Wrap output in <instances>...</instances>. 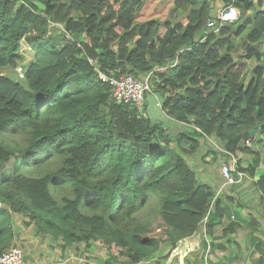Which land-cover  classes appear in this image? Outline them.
<instances>
[{
  "label": "trees",
  "instance_id": "1",
  "mask_svg": "<svg viewBox=\"0 0 264 264\" xmlns=\"http://www.w3.org/2000/svg\"><path fill=\"white\" fill-rule=\"evenodd\" d=\"M232 2L175 0L180 19L139 21L145 0H0V257L19 213L64 246L116 247L121 264H264V0H236L238 18L211 31V9ZM90 58L110 75L152 72L160 106L149 92L115 101ZM21 64V80L4 74ZM208 137L250 156L241 184L259 218L231 220L234 199L190 164L203 140L218 154ZM155 219L171 250L201 234V257L153 258Z\"/></svg>",
  "mask_w": 264,
  "mask_h": 264
},
{
  "label": "rangeland",
  "instance_id": "2",
  "mask_svg": "<svg viewBox=\"0 0 264 264\" xmlns=\"http://www.w3.org/2000/svg\"><path fill=\"white\" fill-rule=\"evenodd\" d=\"M146 2H147V5L143 7L140 14L138 15L139 21H143L145 19L155 18V17H157L161 20H164V19L169 18V17H172L174 19H180L181 17H183L185 15L184 10L180 11V9L174 8L175 2L173 0H149ZM216 5L217 4L215 3L214 6H216ZM219 8H220V6H216V7H213L211 9L212 17H215L217 15V11ZM166 10H168V13H166ZM25 48H28V46H26ZM241 52H242V49H241ZM32 54L25 52V56L27 57V59H30ZM250 62L253 63V61H250ZM4 74L10 75L13 79L21 80L19 78L17 72H16V69L4 70ZM250 75H251V72L249 69H247L245 72V81L246 82H248ZM142 78H144V76H142ZM150 84H151V87L154 88L153 76L151 78ZM2 140H3V136L0 135V141H2ZM251 143L252 144L250 147L253 148L255 145L253 142H251ZM200 149H201L200 152L196 156L189 158L190 164H192V166L194 168H196V170L198 171V174L200 176V179L207 181V182H208V180L212 179L215 182H209V183H211L212 185L217 183L218 188H221L223 186V184L225 183V178L222 176L221 171H220V167L222 165L220 163V160L218 157V155L221 154L220 150L215 148L216 151L218 152V154L211 152L210 151L211 147L209 145H207L204 140H203V144L201 145ZM241 156H243V154ZM215 157H216V159H214ZM249 157L250 156H248V155H244V157H243V161L247 162V164H248L249 160L251 159ZM12 166H13V161L8 164L9 168H11ZM230 190H231V186L225 187L226 192H231ZM232 196L236 197L237 195H236V193L233 192ZM1 204L2 203L0 202V205ZM254 213H255V211H254ZM251 214L253 215L252 212H251ZM254 215L257 218H259L258 214L255 213ZM233 216H234V218L230 216L231 220H238L239 219L240 221H242L241 219H243L244 220V221H242L243 223H245L247 221L248 217L250 218L249 215L244 213V211L239 209V208L235 209ZM26 220H28L26 218V216L19 214V213L14 214L13 226L15 229L14 232H15L16 236H18L21 233L24 234L25 242L31 236L33 238L34 244H37L39 246L38 247L39 250L41 249L43 244H44V246H47V243L51 242L50 237L48 236L49 239H46V238H48L47 236L45 237L44 234L38 233L36 231L35 227L33 226L34 224H32V227H29V225H27L25 223ZM260 220L262 222L261 230L264 231V218L260 217ZM152 222H153L152 235L156 236L161 241V243H160L161 247H160L159 251L157 253H155V256L153 258H163L167 254H169L170 251L172 252L171 256H173V255L174 256L173 257L170 256L168 262H170L172 259H176V258H179L180 261L185 262L188 257H191V259H194L196 256L201 257V255L203 254L202 252L204 250V246H203L202 240H201V238H202L201 234H198L199 235L198 237H196L197 236L196 235L195 238L192 237L191 239H187L188 243L187 242L186 243L188 245L180 246V244H179L175 250H171L172 244L170 242L166 241L167 237L164 234V231L162 229V225H160L161 220L155 219ZM256 234L260 235L261 233L257 232ZM244 236H247L248 238L249 237L252 238V236L249 232L242 234L239 238V243L241 245H243ZM17 240H19L18 237H17ZM191 240H194L196 242L198 240V242L197 243L194 242V244H193V242H191ZM19 241H21V240H19ZM15 245H17V244H15ZM18 246H20L22 248V252H23V255L25 258V255H26L25 248L22 247L23 245H21V244ZM47 249L49 251L48 254L52 258V261L50 259H49V261H51L53 264L60 263L61 262L60 257L56 255L55 250H51L49 246L47 247ZM66 251H74L75 253H79V254L74 255V256L72 255V257H69L67 259V262L70 264H121V262L127 260V258L125 256L120 255V252H119L118 248H116V247L113 248L111 253H107V252H104L103 250H101L100 247H97V248L92 247L90 249H87L84 244H81L79 249H77L76 246L74 245V247L71 246V247H67L65 250H62L63 253ZM72 254H74V253H72ZM208 258H209V260H213V261L217 262V260H216L217 258L214 257V255H212V254H210ZM206 264H209V262H206Z\"/></svg>",
  "mask_w": 264,
  "mask_h": 264
},
{
  "label": "built area",
  "instance_id": "3",
  "mask_svg": "<svg viewBox=\"0 0 264 264\" xmlns=\"http://www.w3.org/2000/svg\"><path fill=\"white\" fill-rule=\"evenodd\" d=\"M240 14L238 7L236 6V0L226 7H220L215 17H211L208 22V28L211 31L218 32L226 22L235 21ZM68 38H72V35H68ZM90 63L94 65L98 71V77L108 83L111 86V97L119 102L125 104H132L142 106L145 100V95L151 90V78L153 73H148L144 78H138L132 74L121 73L120 75H110L99 69L98 61L89 59ZM16 72L19 78L25 76V70L23 65H18ZM210 143L220 150L221 158L223 159L220 167L221 174L225 178V183L221 188H217L216 198L223 193V188L226 186L241 184L248 174L241 170L239 165V157L226 150L214 137H208ZM251 140H246V145L251 146ZM208 216L204 218V224H206ZM0 264H24V255L22 248L19 246H12L7 249L0 257Z\"/></svg>",
  "mask_w": 264,
  "mask_h": 264
},
{
  "label": "crops",
  "instance_id": "4",
  "mask_svg": "<svg viewBox=\"0 0 264 264\" xmlns=\"http://www.w3.org/2000/svg\"><path fill=\"white\" fill-rule=\"evenodd\" d=\"M146 1H149V0H145V2ZM173 1L175 2V0H173ZM146 5H147V2L145 4V6ZM166 13H168V10H166ZM155 18H157V17H155ZM155 88H156V85L154 84V88L151 87V90L148 91V92H149V94H151V100L154 99L156 101V105L160 106V100H159V97L156 95ZM243 157H244V155L243 156H239V160L240 159H243ZM219 160H220V163H222L223 159L221 158V156H219ZM241 164H242V166H247V162H245V161H243ZM260 168H261V170H263L264 169V164H262ZM247 178L250 179L249 176ZM257 179H258V177H254L251 180L252 181H255ZM208 182H215V181H213L211 179V180H208ZM213 186H214L215 190H217V188H218L217 183H215ZM230 191L231 192H226L225 191V187H224L223 188V193H221V195H224L223 196L224 198L225 197L226 198H232L235 201L234 204L233 203L231 204L230 201L226 200V203L229 204L230 205V208H231V210H230V216L234 218L233 213H234L235 209L239 208V209L243 210L244 213H246L247 215L250 216V218L249 217L247 218V221H249L252 218V216L255 217V218H257L254 215L255 214L254 213V209H251L248 206V204H250V205L255 204V203H252V201H253L254 198L257 197V195H255L253 193V191H252L251 181H246L245 183H243L241 185H235V187L234 188H231ZM233 192L234 193L238 192V196H239L240 200L242 199V202H240L239 199H237L234 196H232ZM238 205H241V206H238ZM251 212L253 213V215L251 214ZM29 227H32V225H30ZM46 236L48 237V235H45V237ZM17 237L21 241L17 240ZM49 237L46 238V239H49ZM235 238H236V236H235ZM24 239H25L24 234H22V233L19 234L18 236H16V240H15V244H17V245H14V246H18V245L21 244V245H23L22 247L25 248L26 255H25V258H24V264H53L51 262L52 261V258L48 254L49 253V251L47 249L48 246L50 247L51 250H55L56 255L60 257V261L61 262L58 263V264H70V263L67 262V259L69 257H72V255L74 256V255L79 254V253H75L74 251H66V252L63 253L62 250H65L67 247H71V246H64V244H63V242L61 240H53L52 238H50V241L51 242L50 243H47V246H44V244H43V246L39 250V248H38L39 246L37 244H34L33 238L31 236L29 237V239L26 242H25ZM72 246L74 247V245H72ZM75 246H76L77 249L80 248V245H75ZM95 248H97V247H95ZM72 253H74V254H72ZM212 255H214V257L217 258L216 260H217V263H218L219 260L223 256L227 255V253L226 252H223V251H217L216 253H214ZM248 256L249 255H247V257ZM258 256H259V254H256L254 257L256 258ZM49 259L51 261H49ZM246 260H247V258L245 259L244 264H246ZM240 263H242V261H235L232 264H240Z\"/></svg>",
  "mask_w": 264,
  "mask_h": 264
},
{
  "label": "water",
  "instance_id": "5",
  "mask_svg": "<svg viewBox=\"0 0 264 264\" xmlns=\"http://www.w3.org/2000/svg\"><path fill=\"white\" fill-rule=\"evenodd\" d=\"M199 1H203V0H199ZM172 63H174V62H172ZM253 135H254V131H252V136H253ZM195 236H196V235H195ZM195 236H194L193 238H195ZM198 236H199V235L197 234L196 237H198ZM187 241H188L187 239H185V240H181V241L179 242L180 246H182V245H184V246H185V245H188V244H187V243H188ZM186 242H187V243H186ZM191 242H193V244H194V242L197 243L198 240H197V242L194 241V240H191ZM179 244H178V245H179ZM177 247H178V246H177ZM177 247H176V248H177ZM176 248H175V249H176ZM175 249H174V250H175ZM173 256H174V255H173ZM173 256H171V257H173ZM181 262H182V261H181Z\"/></svg>",
  "mask_w": 264,
  "mask_h": 264
}]
</instances>
